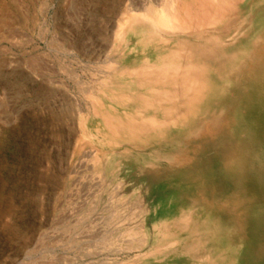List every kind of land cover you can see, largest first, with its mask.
<instances>
[{
    "label": "rangeland",
    "instance_id": "rangeland-1",
    "mask_svg": "<svg viewBox=\"0 0 264 264\" xmlns=\"http://www.w3.org/2000/svg\"><path fill=\"white\" fill-rule=\"evenodd\" d=\"M107 10L101 0H0V264H192L162 243L190 201L197 223L207 212L225 223L241 264H264V96L191 139L187 164L147 171L140 196L117 195L132 184L126 171L97 173L100 140L80 111L107 55ZM119 204L131 207L125 223Z\"/></svg>",
    "mask_w": 264,
    "mask_h": 264
},
{
    "label": "bare ground",
    "instance_id": "bare-ground-1",
    "mask_svg": "<svg viewBox=\"0 0 264 264\" xmlns=\"http://www.w3.org/2000/svg\"><path fill=\"white\" fill-rule=\"evenodd\" d=\"M101 1L112 18L98 32L107 55L82 87L88 104L80 119L91 121L100 140V177L124 170L132 184L117 195L140 196L147 171L187 164L182 151L191 150V139H204L252 96H264V0ZM192 202L163 245L184 243L181 253L204 264H241L233 233L208 212L197 223ZM120 204L114 215L125 223L131 207Z\"/></svg>",
    "mask_w": 264,
    "mask_h": 264
},
{
    "label": "crops",
    "instance_id": "crops-1",
    "mask_svg": "<svg viewBox=\"0 0 264 264\" xmlns=\"http://www.w3.org/2000/svg\"><path fill=\"white\" fill-rule=\"evenodd\" d=\"M181 250L182 248L179 247L173 250V252H179L182 257L190 259L192 264H204V262L200 259V256L192 257V255H189L188 253L187 255H184L183 253H181Z\"/></svg>",
    "mask_w": 264,
    "mask_h": 264
}]
</instances>
